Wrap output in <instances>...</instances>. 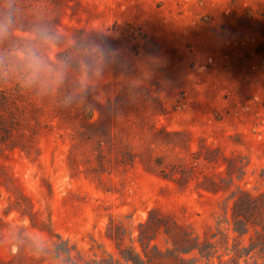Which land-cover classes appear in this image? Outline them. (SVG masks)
Masks as SVG:
<instances>
[{"label": "rangeland", "instance_id": "rangeland-1", "mask_svg": "<svg viewBox=\"0 0 264 264\" xmlns=\"http://www.w3.org/2000/svg\"><path fill=\"white\" fill-rule=\"evenodd\" d=\"M21 2L119 56L94 110L0 84V264H131L139 232L173 248L165 228L204 245L196 264H264L232 216L251 196L264 224V0Z\"/></svg>", "mask_w": 264, "mask_h": 264}, {"label": "clouds", "instance_id": "clouds-1", "mask_svg": "<svg viewBox=\"0 0 264 264\" xmlns=\"http://www.w3.org/2000/svg\"><path fill=\"white\" fill-rule=\"evenodd\" d=\"M112 36L119 38L115 32ZM118 56L119 45L106 38L70 36L35 13L26 17L21 0H0L3 86L14 83L38 101L61 108L94 110L91 90Z\"/></svg>", "mask_w": 264, "mask_h": 264}, {"label": "trees", "instance_id": "trees-1", "mask_svg": "<svg viewBox=\"0 0 264 264\" xmlns=\"http://www.w3.org/2000/svg\"><path fill=\"white\" fill-rule=\"evenodd\" d=\"M241 203L243 202H238V200L234 202L232 212L234 222L233 229L239 235H243L247 232L248 225H252L253 227H260V231H256L255 239L250 238L249 249L250 251H255L256 249L264 250V224H257L255 222H252L251 219H249L248 215L250 212H253V210L256 209V199L252 198L251 196H246V203H243L244 209L246 210L244 211V213L242 211L237 210L239 207H241ZM142 227L143 225H141V228ZM174 230L181 231L177 225H174ZM164 232L167 236H169L172 241V249H166L165 252H161L160 250H158V248H154L156 250L151 254L149 245H146L144 239H141L142 232H139L138 242L141 246L145 259H143L139 254L128 256L122 255L124 261L126 263L131 264H146L150 263L155 257L159 260L167 258L171 260L173 264H196L197 260L194 257L190 258L189 255L194 254V252H196L200 257H208L204 245H200V243L196 239L190 237V235L187 234L185 231H182L183 234H181L182 236L180 237L181 244L176 243V237H173L170 231H167L166 228ZM67 252L69 254L70 251L67 250ZM219 264L225 263L220 260Z\"/></svg>", "mask_w": 264, "mask_h": 264}]
</instances>
